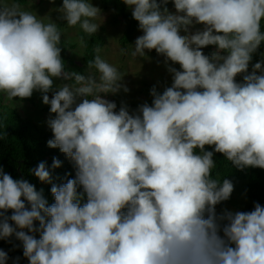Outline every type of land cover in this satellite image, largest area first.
<instances>
[{
	"label": "clouds",
	"instance_id": "clouds-1",
	"mask_svg": "<svg viewBox=\"0 0 264 264\" xmlns=\"http://www.w3.org/2000/svg\"><path fill=\"white\" fill-rule=\"evenodd\" d=\"M122 3L143 33L131 56L154 50L172 80L135 110L106 98L129 92L114 64L98 54L85 72L67 70L58 23L0 0V95L16 105L40 92L53 114L48 147L75 169L61 184L59 158L31 169L51 184L49 204L0 167V240L19 241L28 264H264V205L218 213L234 184L213 177L217 153L239 170L264 169V53L253 64L264 0ZM55 11L88 35L105 19L92 0ZM10 260L20 264L0 249V264Z\"/></svg>",
	"mask_w": 264,
	"mask_h": 264
},
{
	"label": "trees",
	"instance_id": "trees-1",
	"mask_svg": "<svg viewBox=\"0 0 264 264\" xmlns=\"http://www.w3.org/2000/svg\"><path fill=\"white\" fill-rule=\"evenodd\" d=\"M29 0H14L19 5H25ZM39 5H42L47 0H37ZM119 12L113 18V24L120 21L126 23V27L120 37V45L126 48L133 40V35L138 27V22L129 13L128 6L118 0ZM104 9L109 8L106 2L103 4ZM84 40V52L82 63L87 67L88 62L95 59L99 51L105 47V40L97 33L88 35L82 30ZM62 59L65 67L69 70L70 67L76 65L68 55V48L75 49L74 44L66 43L61 40ZM215 49L209 46L205 50V54H210ZM262 51L259 49L258 53L253 57V64L262 59ZM251 68V65H250ZM249 68V71H250ZM81 69H83L81 67ZM238 82L242 81V77H237ZM37 92H34L36 94ZM51 95V93H50ZM0 95V167H2L8 174L15 178L27 179L30 183L36 186L37 190H43L45 198L49 204L54 203V198L51 194V184L42 183L32 173L41 161L47 162L49 168L53 162V158H59L62 166L58 169L52 170V183L61 184L66 182L68 178H74L75 169L72 163L66 156L59 151V149H51L48 147V141L53 138V133L50 128H41L32 120L21 116L17 111L13 110L4 102ZM151 103V100L148 101ZM130 109H136L139 105L129 104ZM208 150H212L209 148ZM216 167L213 169V177L219 180L225 178L230 179L233 183L238 181H245L243 187V195L246 203L241 211H251L255 203L264 205V169L247 168L239 170L235 168L230 161L225 159L222 154H215ZM11 213H9L10 215ZM19 241L12 238L11 242L0 240V249L8 252L12 259L20 257V264H28L26 258L23 257V250L21 247H14L19 245ZM12 264V261H9Z\"/></svg>",
	"mask_w": 264,
	"mask_h": 264
},
{
	"label": "rangeland",
	"instance_id": "rangeland-1",
	"mask_svg": "<svg viewBox=\"0 0 264 264\" xmlns=\"http://www.w3.org/2000/svg\"><path fill=\"white\" fill-rule=\"evenodd\" d=\"M106 2L109 4L108 9H104L103 7V4ZM92 3L102 10V14L105 18L104 23L97 32L106 42L105 47L99 51V55L109 63L114 64L118 70L125 75L123 83L129 89L128 93L121 91L118 95H110L106 98L115 101L118 108L122 102L127 105H141L144 102L152 100L150 90L153 86H156L158 90L162 92L164 87L170 86L172 83L171 76L163 63L164 58L159 56L154 50L148 53V58H133L130 54L132 46L135 45L136 38L143 34L139 30V25L133 35L132 42L124 48L120 45L119 41L126 27V23L120 21L117 24H113V18L119 12L118 0H92ZM61 6L62 0H55V3H53L52 0H47L42 5H39L37 0H29L27 4L20 5L22 10L32 11L40 17L51 16V19L58 23L62 33L61 40L76 46L75 49L68 48V55L76 64L70 67L69 71L85 72L87 67L82 63L85 46L84 43H80L81 37L83 38L81 29H79L78 26L74 28L68 27L66 22L59 18L60 14L56 12L55 9ZM168 7L170 11L175 12L173 4L169 3ZM128 11L132 13L129 8ZM205 50L206 48L203 49L204 52ZM260 50L264 53V45L261 46ZM81 67L83 69H81ZM176 67L178 68L179 66L176 65ZM61 83H64V81L54 80V85H59ZM49 96L51 98L50 93ZM6 104L17 111L21 116L32 120L39 127L49 128L47 121L53 114L50 113V106L43 103L42 94L40 92L33 94L31 98L23 101L17 98L16 105L13 103ZM233 184L234 191L230 200L217 206L218 213L222 212L224 209L241 211L246 203L243 195L245 181L241 180Z\"/></svg>",
	"mask_w": 264,
	"mask_h": 264
}]
</instances>
